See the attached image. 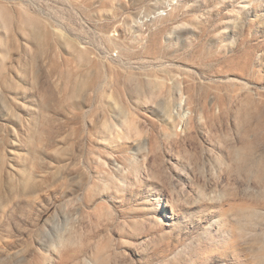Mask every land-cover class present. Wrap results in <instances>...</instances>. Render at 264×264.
Here are the masks:
<instances>
[{
	"label": "rangeland",
	"instance_id": "rangeland-1",
	"mask_svg": "<svg viewBox=\"0 0 264 264\" xmlns=\"http://www.w3.org/2000/svg\"><path fill=\"white\" fill-rule=\"evenodd\" d=\"M0 264H264V0H0Z\"/></svg>",
	"mask_w": 264,
	"mask_h": 264
}]
</instances>
